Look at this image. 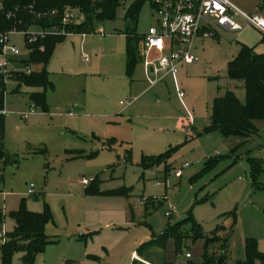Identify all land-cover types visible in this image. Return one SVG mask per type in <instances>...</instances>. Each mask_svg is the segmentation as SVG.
I'll return each mask as SVG.
<instances>
[{"label": "rangeland", "instance_id": "374dc122", "mask_svg": "<svg viewBox=\"0 0 264 264\" xmlns=\"http://www.w3.org/2000/svg\"><path fill=\"white\" fill-rule=\"evenodd\" d=\"M135 1L97 23L95 33L66 36L56 46L46 68L47 111L29 102L41 89L17 87L29 75L12 71L5 80L0 72V151L16 159L1 170L0 232L13 229L9 214L22 203L31 212L45 204L48 244L34 264H238L249 239L264 257V121L254 122L245 142L205 132L215 98L229 91L245 103L243 82L227 77L228 64L241 45L264 54V36L216 29L215 37L196 40L197 60L177 75L180 98L171 76L150 88L142 60L126 74L125 14ZM228 1L264 16L262 0ZM70 10L71 22L84 21L79 9ZM152 24L148 1L135 34ZM6 46L20 51L10 57L13 68L29 65L25 35L9 34ZM252 160L261 164L256 183ZM30 185L34 196L27 195ZM20 258L14 254L11 264Z\"/></svg>", "mask_w": 264, "mask_h": 264}, {"label": "trees", "instance_id": "16d2710c", "mask_svg": "<svg viewBox=\"0 0 264 264\" xmlns=\"http://www.w3.org/2000/svg\"><path fill=\"white\" fill-rule=\"evenodd\" d=\"M122 1L0 0V39L13 30L24 32L29 27H37L47 32V35L33 43L28 44L26 40L29 65L24 64V67L41 66L42 70L34 71L29 76L21 75L17 81L18 88L24 86L42 90L29 94V102L33 107L47 111L46 92L52 89V84L46 68L56 46L66 38L53 33L52 30L66 29L71 34L80 35L95 33L96 24L112 20L117 9L124 5ZM148 1L136 0L125 14L126 74L129 77L132 76L134 67L141 61L138 52L141 36L135 34V29L141 7ZM70 9H79L84 13V21L80 23L70 21L71 23L63 26L62 18L71 13ZM261 10L264 11V0L261 2ZM227 77L233 81L243 82L245 103L241 104L229 91L224 96L215 98L211 106L210 125L205 132H216L224 138L237 137L245 142L255 133L254 122L264 121V55L256 54L253 48L241 45L238 55L228 64ZM146 160L153 163L152 159ZM146 160L144 159V162ZM13 163H16L15 158L0 151V182L2 167ZM260 165L258 160L251 161V177L254 183L261 173ZM229 216L234 217V214ZM9 218L14 221V227L6 234L4 242L0 243V264H11L16 253L21 254V264H34L36 257L44 252L48 244L44 232L46 224L52 220L48 207L44 204L42 212H31L22 203L18 211L9 214ZM3 221L0 213V229ZM217 240L215 237L208 239L207 244ZM220 260L222 264L223 259ZM257 261L264 263V257L257 252L255 241L249 239L246 241L245 260L238 264H255Z\"/></svg>", "mask_w": 264, "mask_h": 264}, {"label": "built area", "instance_id": "2783aa9c", "mask_svg": "<svg viewBox=\"0 0 264 264\" xmlns=\"http://www.w3.org/2000/svg\"><path fill=\"white\" fill-rule=\"evenodd\" d=\"M122 3L125 5L126 0ZM153 24L148 28L145 35L141 36L138 44V52L144 67L146 82L153 87L162 82L167 76H171L180 98L183 93L177 81L179 70L194 63L197 59L193 54L196 40H205L215 37V30L222 29L229 32L241 31L252 28L264 34V16L260 14H245L235 8L228 0H149ZM74 13H67L62 25L70 22ZM235 18H241L243 27L236 24ZM210 20L213 23H210ZM53 33L70 36L64 29L54 28ZM56 31V32H54ZM21 33L25 35L27 43H33L37 38L47 35L40 29L39 33L29 30L8 33ZM0 39V72L7 80L12 71L30 75L29 67L13 68L10 57L20 56V51L15 47H7V36ZM123 104V103H121ZM128 104V103H127ZM177 177L180 171L175 173ZM87 180H82L81 185H86ZM28 196H33V186L27 191ZM4 196L0 189V199ZM0 207L3 209L4 205ZM173 210V209H172ZM171 212L166 216L170 217ZM5 235L0 232V243H3ZM189 258V255H186Z\"/></svg>", "mask_w": 264, "mask_h": 264}, {"label": "crops", "instance_id": "0c3cea01", "mask_svg": "<svg viewBox=\"0 0 264 264\" xmlns=\"http://www.w3.org/2000/svg\"><path fill=\"white\" fill-rule=\"evenodd\" d=\"M255 30V29H254ZM242 31V30H241ZM257 31V30H256ZM258 32H260V31H258ZM261 33V32H260ZM262 34V33H261ZM74 35V34H73ZM263 36H264V34H262ZM82 36H84L83 34H82ZM196 44V43H195ZM196 49V47H194V50ZM194 50H193V52H194ZM264 55V54H263ZM142 64V63H141ZM183 68V67H182ZM142 69H143V71H144V67L142 66ZM167 77H169V76H167ZM166 78V77H165ZM144 79H146L145 78V72H144ZM162 81H164V79L162 80ZM156 86V85H155ZM150 88H151V86H149ZM154 87V86H153ZM128 104H127V106L126 107H129L131 104H132V101H128L127 102ZM70 115L72 114V112H70L69 113ZM132 257L134 258V260L136 259L137 261H142V259L140 258V256H139V254L138 253H133L132 254ZM75 264H78V263H75Z\"/></svg>", "mask_w": 264, "mask_h": 264}]
</instances>
